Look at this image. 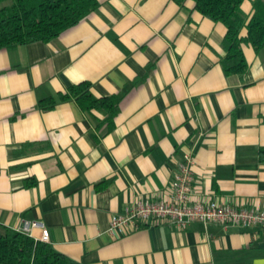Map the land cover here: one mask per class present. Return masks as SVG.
I'll return each instance as SVG.
<instances>
[{
  "label": "crops",
  "instance_id": "obj_1",
  "mask_svg": "<svg viewBox=\"0 0 264 264\" xmlns=\"http://www.w3.org/2000/svg\"><path fill=\"white\" fill-rule=\"evenodd\" d=\"M98 1L58 39L0 50V224L42 221L77 264H264V227L153 220L110 233L136 202L168 199L187 155L191 202L264 211V48L244 44L248 73L226 75L227 29L194 1ZM83 82L121 99L112 124L59 100Z\"/></svg>",
  "mask_w": 264,
  "mask_h": 264
},
{
  "label": "trees",
  "instance_id": "obj_2",
  "mask_svg": "<svg viewBox=\"0 0 264 264\" xmlns=\"http://www.w3.org/2000/svg\"><path fill=\"white\" fill-rule=\"evenodd\" d=\"M183 5L186 0H172ZM195 10L214 23L223 24L225 55L221 65L226 75L244 77L249 64L243 45L259 52L264 48V0H253L250 15L243 11L246 0H192ZM100 6L98 0H0V50L36 42L49 43L65 31L79 25ZM247 31L246 36L243 32ZM92 85L83 82L72 86L59 100L75 99L85 111L104 110L112 124L119 112V97L97 98ZM57 99L42 102L53 109ZM112 127V125H111ZM0 264H77L49 244L0 224Z\"/></svg>",
  "mask_w": 264,
  "mask_h": 264
},
{
  "label": "built area",
  "instance_id": "obj_3",
  "mask_svg": "<svg viewBox=\"0 0 264 264\" xmlns=\"http://www.w3.org/2000/svg\"><path fill=\"white\" fill-rule=\"evenodd\" d=\"M194 159L187 155L179 164V170L170 187L168 199L160 201L141 200L129 208L124 215H115L111 220L110 233L116 235L129 227L138 228L153 220L166 221L186 230L193 222L236 225L242 227H264V211L236 208L219 202H191L195 177ZM40 231L35 237L34 232ZM19 232L44 243L50 242V234L42 221H24Z\"/></svg>",
  "mask_w": 264,
  "mask_h": 264
}]
</instances>
